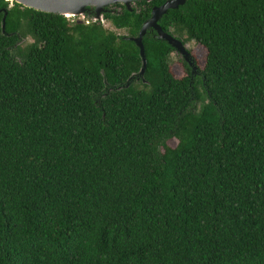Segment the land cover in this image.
Instances as JSON below:
<instances>
[{
    "label": "trees",
    "instance_id": "1",
    "mask_svg": "<svg viewBox=\"0 0 264 264\" xmlns=\"http://www.w3.org/2000/svg\"><path fill=\"white\" fill-rule=\"evenodd\" d=\"M164 1L112 31L0 0V264H264V0L168 10L203 65L148 29L141 78Z\"/></svg>",
    "mask_w": 264,
    "mask_h": 264
},
{
    "label": "water",
    "instance_id": "2",
    "mask_svg": "<svg viewBox=\"0 0 264 264\" xmlns=\"http://www.w3.org/2000/svg\"><path fill=\"white\" fill-rule=\"evenodd\" d=\"M6 2L16 3L22 7H26L35 11L55 14L65 18H78V17H89V11L92 10L91 18L94 22H103L104 13L106 12L105 8L112 5H123L129 11H131L130 6L137 2H151L154 0H4ZM188 0H166L160 6H154L151 9V16L146 20L138 35L136 37L128 38L129 41H132L135 46L139 49V56L141 59V69L138 72L141 78L144 77L147 60L145 56V49L143 45V37L146 34L148 29L155 31L156 36L159 40L165 41L173 50H175L180 56H183L184 59L192 67V76L195 72V66L193 58L190 56L189 52L186 49V45L182 43L181 40L172 36L171 34L165 32L159 25V21L164 16L168 10L176 9L179 6L184 5ZM1 12V11H0ZM3 17L1 19V32H5V18L7 15L6 10H3ZM190 58V60H189Z\"/></svg>",
    "mask_w": 264,
    "mask_h": 264
},
{
    "label": "rangeland",
    "instance_id": "3",
    "mask_svg": "<svg viewBox=\"0 0 264 264\" xmlns=\"http://www.w3.org/2000/svg\"><path fill=\"white\" fill-rule=\"evenodd\" d=\"M8 4H9L10 7L12 6L11 2H8ZM75 19H77L78 21H83V18H81V17H78V18H75ZM102 23L104 24L105 28H108V29H110L112 31H115L110 23H108L106 21H103ZM116 32L119 33V34H125L126 33L124 31H116ZM27 42H30V41H27V40H26V42L23 41L22 44H25ZM186 47L190 51L191 57L193 58V61H195V60L198 61L200 67H202L205 52L200 47L196 46L193 42L187 43ZM170 59L173 62L172 70H173L175 76L177 78H180L183 75V70H182L181 66L179 65V63H178L179 60H180L179 57L173 52ZM203 97L204 96L201 94V99H200L201 102L203 100ZM169 145L171 147H175L176 142L175 141H170Z\"/></svg>",
    "mask_w": 264,
    "mask_h": 264
},
{
    "label": "flooded vegetation",
    "instance_id": "4",
    "mask_svg": "<svg viewBox=\"0 0 264 264\" xmlns=\"http://www.w3.org/2000/svg\"><path fill=\"white\" fill-rule=\"evenodd\" d=\"M166 1V0H165ZM164 1V2H165ZM4 10V9H3ZM2 9H0V11L2 12L3 11ZM89 13H92V10H90L89 11ZM174 37H176L177 38V36H174ZM178 39V38H177ZM179 40H181V39H179ZM182 41V40H181ZM182 43H183V41H182ZM20 44V43H19ZM184 45H186L185 43H183ZM186 49H187V47H186ZM187 51L189 52V54H190V56H191V53H190V51L187 49ZM174 53L179 57V59L180 60H182V61H184V62H186L187 63V65L190 67V69L192 70V67L190 66V64L184 59V57L183 56H180V54H178L175 50H174ZM189 60H190V58H189ZM194 65V64H193ZM195 66V65H194ZM192 72V71H191ZM197 69H196V66H195V72H194V75L193 76H195V75H197Z\"/></svg>",
    "mask_w": 264,
    "mask_h": 264
},
{
    "label": "built area",
    "instance_id": "5",
    "mask_svg": "<svg viewBox=\"0 0 264 264\" xmlns=\"http://www.w3.org/2000/svg\"><path fill=\"white\" fill-rule=\"evenodd\" d=\"M81 18H83V21H84L86 24H88L90 20L92 21V19H90V18H88V17H81ZM67 19H70V21H73V19H75V18H67Z\"/></svg>",
    "mask_w": 264,
    "mask_h": 264
}]
</instances>
